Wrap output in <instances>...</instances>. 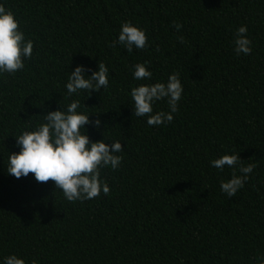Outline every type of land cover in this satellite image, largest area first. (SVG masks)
Segmentation results:
<instances>
[{"label": "trees", "instance_id": "trees-1", "mask_svg": "<svg viewBox=\"0 0 264 264\" xmlns=\"http://www.w3.org/2000/svg\"><path fill=\"white\" fill-rule=\"evenodd\" d=\"M34 43L15 74L0 73V264H261L264 258V0H0ZM143 29L148 47L128 53L121 24ZM173 22L181 24L177 31ZM246 26L250 55L234 51ZM183 36L184 43L177 37ZM147 63L152 77L133 78ZM104 63L109 85L68 94L77 66ZM180 74L183 93L171 123L133 115V87ZM74 100L91 142L119 141L118 169L102 168L108 195L69 202L52 181L7 173L16 140L43 115ZM169 112L167 99L153 114ZM100 113L99 115H96ZM83 131V130H82ZM103 133V134H102ZM238 154L257 162L244 187L221 191L235 168L210 162Z\"/></svg>", "mask_w": 264, "mask_h": 264}, {"label": "clouds", "instance_id": "clouds-1", "mask_svg": "<svg viewBox=\"0 0 264 264\" xmlns=\"http://www.w3.org/2000/svg\"><path fill=\"white\" fill-rule=\"evenodd\" d=\"M173 27L179 31L181 24L173 22ZM246 26H240L235 33L234 51L237 55H250L252 41L247 36ZM179 43H184V37H177ZM123 45L128 53L133 49L143 50L148 47V37L143 29L134 26L130 21L121 24L118 40L110 45ZM34 43L26 40L20 30L19 21L10 10L0 5V73L15 74L22 70L25 59H31ZM148 62L134 65L133 78L135 80H149L152 77L147 67ZM98 71L90 77L85 76L83 66H77L68 77L65 87L71 96L78 91L100 92L109 85V70L104 63L97 64ZM183 93L180 74L174 72L166 83L142 84L133 87L130 92L134 102L133 115L147 116L149 126H159L173 121L172 113L178 111V102ZM167 99L169 112L153 114V104L156 101ZM81 107L79 100L72 101L66 112L64 110L50 111L43 115L44 123L38 125L34 131H24L16 140L18 153L8 155L7 173L16 179L33 174L38 183L54 182L55 188L62 190L65 199L69 202L86 201L98 198L101 193L108 195L110 188L100 178L101 169L110 167L116 170L120 167L123 157L115 155L122 152L123 146L119 141L111 144L103 140L91 142L86 135V125L98 129L99 119L90 121L89 115L78 113ZM100 113L96 114L99 115ZM83 130V131H82ZM103 134V133H102ZM211 166L223 171L225 166L235 168L239 165L237 176L235 171L227 182L221 181L220 188L229 198L236 195L248 180V174L258 166L253 162L244 166L238 154L222 155L210 162ZM264 264V258H259ZM4 264H25V261L16 255L4 259ZM32 264H37L35 260Z\"/></svg>", "mask_w": 264, "mask_h": 264}]
</instances>
